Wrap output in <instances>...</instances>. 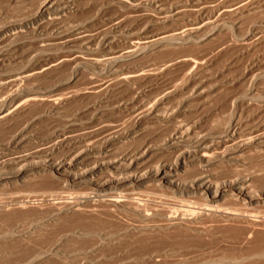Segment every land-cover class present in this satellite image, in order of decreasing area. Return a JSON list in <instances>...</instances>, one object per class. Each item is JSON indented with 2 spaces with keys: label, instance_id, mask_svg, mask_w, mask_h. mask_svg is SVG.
<instances>
[{
  "label": "bare ground",
  "instance_id": "obj_1",
  "mask_svg": "<svg viewBox=\"0 0 264 264\" xmlns=\"http://www.w3.org/2000/svg\"><path fill=\"white\" fill-rule=\"evenodd\" d=\"M110 1L111 0L107 3L109 4ZM113 1L122 7L123 5L132 7L139 5L135 0H112L111 2ZM161 1L163 0H151L145 3V5L154 8L156 7V4ZM229 1L230 0H224L216 9H211L212 14L214 13L216 16L215 18L212 17L207 20L201 19L200 23L190 24L178 30L168 31L148 38L132 39L128 41L126 47L122 50L117 52H114V50L105 53L106 55L103 57L100 56L101 58H74L76 61L75 64L78 62L84 66L90 65L94 71L99 70L110 74L112 72L111 68L115 64L121 61L128 62V60L138 57L141 54H147L146 52L148 51L150 53V51L153 52L157 49L160 50L167 47L170 49L171 47H178V45L180 47L181 44L187 43L191 45H199V42L204 41L201 34L203 28L204 30L206 27L213 29V32L217 31V35L223 31L221 28L227 29L230 28V26H236L235 24L238 22H233L237 21L239 18L241 19L242 17L243 19L246 15L262 12L264 9V0H235L236 3L232 0L234 1L233 5H226ZM55 2L57 3L56 0L40 1L36 13H34L33 16H30L29 20L31 21L28 22L33 21L36 23L38 22L36 20L39 17L47 18L49 20L50 17L58 13H69L76 10L79 6H76L75 2L71 1L68 4L61 3L62 5H57ZM217 3L215 2V4ZM185 8H176V10H174L175 7L174 9L170 7V10H167L168 12L165 13V19L171 21L175 19H184L187 15ZM193 10L195 11V9ZM199 13L202 15L205 12L201 9ZM118 17L119 16H117V19L115 18V20L112 18L113 21H110V27L108 26L107 28L109 29L106 30L108 33L106 32L103 34L105 36L103 38L105 43H103L106 46H112L116 42L113 37L109 36V34H115L123 29V27L120 29L123 19ZM231 20L234 21L231 23ZM183 22L185 23V21ZM259 24L261 23L259 22ZM36 25L37 28H35L36 26L34 27L35 31H39L41 25ZM255 25L258 26V23ZM261 27L260 28L263 30H258L259 34H256V37L254 35V38H252V34H249L251 35V38H249L247 42H245L244 38L245 43L243 44V47L244 50L249 51V53L253 52L252 49L264 45V27ZM25 29L24 32H29L25 31ZM220 29L221 31L218 32ZM226 29H224L225 32ZM32 31L34 32V29ZM255 31L253 29V32ZM4 34L5 33H1L0 35L2 43L6 40L9 42L10 39L13 40L16 35L18 36L17 32L16 35L13 33L12 35L7 34L4 36ZM231 35L235 34H232L231 32ZM101 36L102 35L99 36V33L98 36L96 35L97 39H100ZM208 37L211 36L208 35ZM246 37H248V35ZM226 38L227 37H225V39ZM212 40L209 41L212 42ZM231 40L221 45L218 44L219 46L217 45L214 53H212V55L210 54L211 56L208 58L195 60L194 58H187V56H180L172 61L170 60L171 62L169 61L170 63L168 62L169 64L167 65L165 63L166 66L162 67V70L161 68L159 69L160 72L156 71L158 72L156 76L162 77V75L165 74L164 72L173 70L177 64L178 66L183 64L188 72L186 77L188 76L187 78H191V76H195L202 72L214 57L218 55L221 56V53H225L226 49L230 48L232 51V46H237L236 43L238 42L234 44ZM222 42L223 41H221V43ZM214 45L216 44L214 43ZM239 46L240 45L237 47ZM240 47L239 49L241 50ZM110 50H112V48H110L109 51ZM241 51L244 53L243 50ZM62 62L64 61H51L40 68L38 67L26 72L21 78H17L11 83L18 84L20 81H29L36 76L60 67ZM90 66L88 67L91 68ZM144 71L145 70L141 69L140 71H134L132 73L121 72L122 74L116 78V82H119V84L124 83L130 85V83L145 77L147 73ZM151 74L149 73L148 75ZM177 86L174 88H168L165 91H150L151 93L147 94L148 96L145 98H143L144 94H142L147 93L145 91H124L127 97H121L120 95L122 94L119 93H122L123 91H108L111 88L110 85L101 87L105 91H102L103 89H100V91H73L71 92L72 94L69 93L70 95L64 96L61 94L50 99H44V96L41 95L43 94L42 92L39 94L34 91H22L21 89H16L15 91H9V93L6 91L5 96V91H3V94L1 95L5 97L3 98L0 95V123L13 118V116L22 111H25V108H28V106L32 108V105L39 104L40 102L47 103L50 107L51 113H57L67 105V103L71 102V100H75L73 102H78L76 101V98L78 99V97L82 98L88 96V98H93L95 102L92 109H90L91 111L93 110V114L91 118H89L91 122L88 123V127L85 125V129L79 128L75 130V133L77 134L74 135H72L73 131L70 132V129L67 130L66 128V130L59 133L57 137L58 139L55 142V138L53 137L54 140L52 142L54 143L51 148L43 146L38 147L39 145L37 144L38 146L32 153L30 152V155L28 154L27 156H22L20 158L21 160H23L22 158H25L23 160L25 163H23L24 165L21 166L22 168L18 170L15 175L18 178L22 177L23 179V176L28 172H44L52 175L56 180L67 186L76 187L77 189L86 192L83 194L85 195L83 199L85 200L84 205L80 202L83 200H79V202L75 200L77 203H74L75 201L64 202V205L61 206L62 208L60 207L61 209H58V212L56 211L58 214L67 215L70 213L71 215L72 213L74 215H79V213H84L95 218L92 219V222L96 219H105L110 224H116V227L117 225L122 227L121 229L125 231L138 230L137 233L148 232L145 234L143 233L144 236H146V234L150 235V233H155L157 235H163L165 233L167 235L168 233V235H173L170 232L174 231L177 234V231H179V233L184 232L182 234L186 233L191 237L197 238L199 242L200 239L208 241L209 239L213 240V238L218 239L219 237H222L224 233L226 234V232H229V234L236 236H233V239H230L231 241H227V243H229L228 246L237 251H245L246 249H249L250 251L252 243H254V241L259 242L258 239L260 236L264 237V93L263 91L262 93H258V91H245L240 94V91L239 94L233 95L232 93V95L229 94L228 98H223L221 101L224 103H220V101L218 105H212V103L222 99H218L219 95L215 93L218 91H178L179 87ZM223 92L222 95H224ZM227 92L229 93V91ZM236 92L237 91H235V93ZM228 93L225 95H228ZM38 94L43 97L40 98ZM116 94H119L118 98L115 97L117 96ZM81 98H79V100L83 101ZM212 99H214L215 102L213 101L211 103L210 101ZM224 99H227L228 101L225 102ZM84 103L87 104V102ZM84 108H86V106ZM70 114H73V112ZM80 118L79 121L81 120ZM87 119L88 118L85 120ZM76 120L68 114V117L66 116V118L61 121L65 124V127L69 126L70 128V125L74 124ZM7 122L9 123L10 121ZM84 130L87 131L84 132ZM151 130L154 131L152 134ZM75 136L78 141L81 140V144L79 143L80 146H77V149L75 150L76 152H74L70 158L52 159L49 157L50 154L53 153L54 155L55 151L64 147L68 141L71 142L70 140H73ZM14 137L15 140L18 135ZM21 139L22 138H20V140ZM35 140L38 141L39 139ZM152 186L162 192L170 193L172 196H178V198L181 197L182 204H179V207H181H176L178 205L176 204V206L170 208L164 207L160 208L162 210H154V205H152L154 200L150 201L151 199L148 198L141 199V192ZM155 203L156 201L154 204ZM88 204L90 207L88 206L87 209L84 208V206ZM76 212H78V214ZM123 216L126 217V219L129 218L128 220H138L142 224H136L137 226L131 225L133 222L131 224H129V222L127 223L128 220L125 221L126 219L124 220ZM55 219L57 220L56 217ZM101 220H99L100 223ZM82 230L81 233H79V231L78 234L83 236L88 234V232H82ZM131 232L132 231L129 233ZM98 234L103 236L99 231ZM152 234L151 236H154V239L156 235ZM136 235L134 236V239ZM171 235L169 236L171 237ZM106 236L104 237L107 239ZM174 236L178 237L177 235ZM179 236L181 237V234ZM237 236L240 237L237 239L235 238ZM176 237H174V239ZM182 237H184V235ZM225 238H227L226 235ZM262 238L261 240H264ZM117 240L119 241V239ZM218 240H220V238ZM107 241L109 243L110 238ZM100 243H98V245H100ZM203 243L205 244L206 242ZM96 247L100 248V246ZM210 247L212 246L210 245ZM107 248L108 247L105 249ZM252 249L254 250V248ZM262 251H264L263 248L261 252L257 251V253L260 252L261 254L263 253ZM157 256L156 258L153 256L151 257V255L148 258L143 256L141 262L158 264L159 260H155L157 259ZM234 259L237 260L236 258L231 260L233 261ZM135 261L134 264H137V260ZM217 261L218 260H216V263ZM139 262L140 261H138V263ZM232 263L237 264V261H233Z\"/></svg>",
  "mask_w": 264,
  "mask_h": 264
},
{
  "label": "rangeland",
  "instance_id": "obj_2",
  "mask_svg": "<svg viewBox=\"0 0 264 264\" xmlns=\"http://www.w3.org/2000/svg\"><path fill=\"white\" fill-rule=\"evenodd\" d=\"M40 1L43 2L44 0H0V35L1 33H5L4 36L7 34L12 35L13 33L16 35L17 32L19 36L16 35L15 39H10L9 42L7 40L3 41L4 44L0 37V85L5 84L4 86H0V95L3 94V91H5L4 95L6 96V91L9 93V91L21 89L22 91H34L39 94L42 92L43 94L41 95L44 97L38 94L40 98L50 99L61 94L64 96L70 95L69 93L73 91H100V89H103L101 87L110 85L111 88L108 91H123L119 93L122 94L120 95L121 97H127L124 91H145L147 93H142L144 94L143 98H145L148 96L147 94L152 91H165L168 88H174L178 85V91H221L219 93L215 92L219 95L218 99L222 98L216 101L218 103H216L214 99L210 101L211 103L213 101L215 102L212 103V105H218L223 98H228L229 94L232 95V93L233 95L239 94L240 91V94L245 91H258V93H262L263 91L264 93V45L252 49L253 52L255 51L254 53H249V51L244 50L243 47V44L247 42L249 38H254V35L256 37V34H259L258 30H263L261 26L264 27V9L262 12L246 15L243 19L241 17L242 20L240 18L237 21L231 20V23L232 21H234L233 23L238 22L235 24L238 27L234 26V28L230 26V28H227L228 31L226 28H221L223 31L220 29L218 32L221 31L222 33L220 32L217 35V31L213 32L214 30L211 28L206 27L205 30L203 28L201 34L204 41L199 42V45L187 43L181 44L180 47L178 45V47L175 46L170 49L167 47L165 49L152 50L153 52L150 51V53L148 51L146 52L147 54L144 53L145 56L141 54L138 57L128 60V62L121 61L115 64L112 66V72L109 74L99 70L94 71L90 65L84 66L78 62L75 64L76 61L74 58H101L106 55L105 53L114 50V52L122 50L126 47L128 41L132 39L148 38L168 31L178 30L190 24L200 23L201 19L207 20L208 18H215L216 16L214 13L212 14L211 9H216L224 0H163L156 4L157 8L145 5V3L151 0H135L139 5L133 7L124 5L122 7L114 1L111 2L112 0L109 4L107 3L109 0H70L71 2H75L76 6L79 5L76 10L69 13L63 12V14L58 13L50 17L49 20L39 17L36 23L33 21L28 22L31 21L29 20L30 16L36 13ZM56 1L57 3H55L57 5L61 3L68 4L70 2L69 0ZM234 1L230 0L226 5H233ZM215 2L219 3L215 4ZM170 7H172V9L175 7L174 10H176V8L183 9L186 7L185 10L187 15L184 19H175L176 22L175 20H166L165 13L170 10ZM193 9H195V11ZM201 9L205 12L202 15L199 13ZM117 16L123 19H121L123 23L120 28L122 29L123 27V31L120 30L116 32L117 34H109L116 42L112 46H106L104 44L103 38L105 36L103 34L109 29L107 27L110 25V21H113L112 18L115 20ZM183 21H185V23ZM255 21L258 23V26L255 25L257 24ZM258 21L261 24H259ZM36 24H38V26L41 25L40 27L42 29L40 28L39 31H35V28H37ZM256 28L257 30L255 31ZM24 29L29 32H24ZM33 29L34 32L32 31ZM224 29H226L227 34ZM253 29L255 32H253ZM19 32L24 34H20ZM97 32L99 36L102 35V39L101 37L97 39ZM231 32L235 35H231ZM246 34L248 37H246ZM249 34H252V36ZM208 35L211 37H208ZM225 37L227 38L225 39ZM209 40H212V42ZM230 40L233 41L234 44L238 42L236 43L237 46L242 45L239 47L244 53H242L239 47L234 45L231 48L233 49L232 51L230 48H228L229 51L226 49L225 51L227 53L224 51L226 54L221 53L222 57L220 55L216 56L217 58L214 57L210 64L208 63L209 65L204 69L205 71H202L203 73L200 72L195 76H191V78H187L188 76L186 77L188 72L183 64L179 66L177 64L173 70L164 72L165 74H163L162 77L156 76L157 73L160 72V68L162 70V67H165L172 60L180 56H187V58H194L195 60L208 58L214 53L218 44L221 45ZM221 41L223 42L221 43ZM214 43L216 45H214ZM107 47L109 49L112 48V50L109 51ZM56 60L64 62H62L60 67L53 69V71L45 72L29 81H20L18 84L11 83L17 78H21L26 72L38 67L40 68ZM141 69L145 70L146 72H144L147 74L145 77L130 83V85L133 86L116 82V78L120 74L132 73L134 71H140ZM149 73L152 74L148 75ZM102 91L105 90L103 89ZM227 91H229V93ZM235 91L237 92L235 93ZM222 92L224 95H222ZM226 92L228 95H225L227 94ZM119 94H116L117 96L115 97L118 98ZM5 96L2 97L4 98ZM79 98L81 97H78V99L76 98L78 102H73L75 100H71V102L67 103V105L57 113H51L49 105L45 102H40L39 104L32 105L34 108L28 106V108H25L26 110L24 109L25 111L8 119L7 121H10L9 123L7 121H5L6 123H0V264H134V262H136L135 260H137V264H152L150 262L143 263L141 259H143V256L148 258L150 255L156 258L158 254L155 260H159L161 264H165V262L166 264H170L171 262L174 264H177V262L178 264L182 262V264H234L232 263L233 261H237V264H264V251L260 254L262 248L264 250V240H261L263 236L260 235L258 239L259 242L256 240L257 242L254 241V243H252V248H254V250L251 248L250 251L249 249L237 251L228 246L229 243H227V241H231L230 239L236 236L229 234V232H226V234L224 233V235L222 234L223 238L219 237L220 240H218L219 238L217 237L218 239L213 238V240L209 239V241L200 239V242L197 238L191 237L186 233L182 234L184 232L179 233V231H177V234L174 231L170 232L173 234H169L171 237L168 233L167 235L166 233L163 234L164 236L150 233V235L146 234V237L144 234L148 232H143L144 234L139 232V234L137 233L138 230H130L135 232H131V234L129 233L130 231H125L118 225L116 227V224H110L103 218V220L96 219V222L94 220L92 222V219L95 218L84 213H79V215H74L72 213L71 215L70 213L67 215L58 214L57 212L62 208L61 206L64 205V202H74L75 200L79 202V200L84 199L85 195L83 194L86 192L76 187L67 186L48 173L28 172L23 176V179L22 177L18 178L15 174L22 168L21 166L24 165L23 163H25L23 161L25 158H22L23 160L20 158L28 154L30 155L38 145V147L43 146L51 148L53 147V143L58 139L59 133L66 130V128L67 130L70 129V132L73 131L72 135H74L77 134L75 130L79 128L85 129V125L88 127V123L91 122L89 118H91L93 114V110L91 111L90 109H92L95 102L93 98H88V96L82 97L81 99L83 101L79 100ZM224 101L227 102L228 100L224 99ZM84 102H87V104ZM220 103L224 102L221 101ZM85 106L86 108H84ZM72 112L73 114H70ZM68 114L74 117L75 120L78 119L74 124L70 125V128L69 126L65 127V124L62 122L66 116L68 117ZM79 118L81 119L80 121ZM86 118H88V121L85 120ZM86 131L87 130H84V132ZM152 132L154 131L151 130V134ZM16 135H18L19 138L17 137L15 141L14 136ZM20 138L22 139L20 140ZM35 139L39 140L37 141ZM53 140L54 142H52ZM70 141L71 142L68 141L64 147L55 151L54 155L53 153L50 154L51 156L49 155V157L52 159L70 158V156L76 152L77 146H80L81 140L78 141L75 136L73 140ZM141 196V199L148 198L151 199L150 201H156L155 204L152 202L154 207L151 205L154 210H162L160 208L164 207L170 208L176 206V204H178L176 207H179V204H182L181 197L172 196L170 193L162 192L153 186L141 192ZM77 201L74 203H77ZM80 202L84 205L85 200ZM88 206L90 207L88 204L84 206V208L87 209ZM76 213L78 214V212ZM83 214L84 216L82 217ZM54 215H60V218ZM123 219L125 220L126 217L123 216ZM99 220H101V223ZM130 220H128L127 223L129 222V224H131L133 222L131 225L142 224L138 220ZM81 230L82 232H88L89 235L86 234L83 236L78 234L79 231V233H81ZM98 231L102 233L103 236H100ZM151 234L156 235L154 239V236H151ZM180 234L181 237L179 236ZM135 235L139 238L137 239L135 237L134 239ZM183 235L184 237H182ZM225 235L227 238H225ZM104 236H106L107 239ZM174 237L176 238L174 239ZM238 237L240 236L235 238L238 239ZM109 238L110 242L112 241L111 243L107 241ZM117 239H119V241ZM262 239H264V237ZM94 240L98 243L101 242L102 246L101 243L98 245ZM202 241L206 243L204 244ZM209 244L212 247H210ZM96 246H100L102 249ZM106 247L108 248L105 249ZM257 251L260 252L257 253ZM233 258L237 260L234 259L232 261L231 259ZM216 260H218L217 263ZM138 261L140 262L138 263ZM159 262L158 264H160Z\"/></svg>",
  "mask_w": 264,
  "mask_h": 264
}]
</instances>
